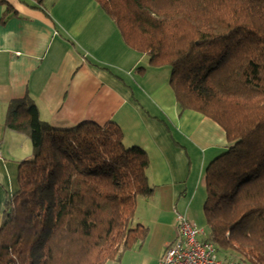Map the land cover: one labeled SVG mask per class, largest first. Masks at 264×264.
I'll list each match as a JSON object with an SVG mask.
<instances>
[{
	"label": "trees",
	"instance_id": "obj_1",
	"mask_svg": "<svg viewBox=\"0 0 264 264\" xmlns=\"http://www.w3.org/2000/svg\"><path fill=\"white\" fill-rule=\"evenodd\" d=\"M94 1L127 48L170 68L179 110L225 133L227 148L204 172L208 234L198 240L218 261L264 264V0ZM0 6L2 22L17 15L7 1ZM5 122L32 153L0 212V264H105L144 239L134 216L137 198L155 190L148 160L124 147L116 125L54 128L27 98L10 102Z\"/></svg>",
	"mask_w": 264,
	"mask_h": 264
},
{
	"label": "crops",
	"instance_id": "obj_2",
	"mask_svg": "<svg viewBox=\"0 0 264 264\" xmlns=\"http://www.w3.org/2000/svg\"><path fill=\"white\" fill-rule=\"evenodd\" d=\"M5 1L17 15L2 22L0 6V212L18 190L20 161L32 153L28 137L6 127L11 101L29 99L39 119L58 129L112 123L125 148L145 152L151 198L173 203L149 220L162 235L156 263L174 237L175 213L199 223L204 169L227 148L224 131L179 110L170 68L151 67L147 55L127 48L94 0H42L44 12L28 6L33 0Z\"/></svg>",
	"mask_w": 264,
	"mask_h": 264
},
{
	"label": "rangeland",
	"instance_id": "obj_3",
	"mask_svg": "<svg viewBox=\"0 0 264 264\" xmlns=\"http://www.w3.org/2000/svg\"><path fill=\"white\" fill-rule=\"evenodd\" d=\"M209 163L206 164V167ZM206 167L204 169V172L206 170ZM203 193L205 199L204 189H203ZM14 195L15 193H13L11 197H13ZM204 199L202 201V205L199 208V210L195 211L199 223L194 218L188 217V219L191 220L192 223H195L196 226L202 228L205 231V236H206L208 234V231L205 224V216L203 213ZM170 206L173 207V203L166 202L164 198H149V199H144L141 197L137 198L134 221H137L139 224L143 226V228L146 230V235L142 241L137 242L136 244L134 243L133 248L131 250L123 252L118 259L113 261H108L105 264H149V262L150 264H157L158 260L155 263L153 262V259L160 248L162 242L161 240L162 235L160 233V230L157 233H152L151 226H153V224H149V220L152 217L153 213L157 211H163V210L165 211V208H169ZM195 213L192 211V209L190 210V214H192L193 216H195ZM134 221L133 224H135ZM131 225L132 223L130 224V226ZM162 233H165V230L162 231Z\"/></svg>",
	"mask_w": 264,
	"mask_h": 264
},
{
	"label": "built area",
	"instance_id": "obj_4",
	"mask_svg": "<svg viewBox=\"0 0 264 264\" xmlns=\"http://www.w3.org/2000/svg\"><path fill=\"white\" fill-rule=\"evenodd\" d=\"M176 218L175 237L166 245L159 264H231L216 260L213 245L198 240L202 229L180 214Z\"/></svg>",
	"mask_w": 264,
	"mask_h": 264
},
{
	"label": "clouds",
	"instance_id": "obj_5",
	"mask_svg": "<svg viewBox=\"0 0 264 264\" xmlns=\"http://www.w3.org/2000/svg\"><path fill=\"white\" fill-rule=\"evenodd\" d=\"M176 214H179V213H175V215H176ZM180 215H182V214H180ZM182 216H184L188 222H190L191 224H193L190 220L187 219V217H186L185 215H182ZM193 225H194V224H193ZM176 226H177V224H175L174 237H175ZM194 226H196V225H194ZM196 227H197V226H196ZM198 228H199V227H198ZM199 229H202V228H199ZM174 237H173V238H174ZM171 241H172V240H171ZM171 241H170V242H171Z\"/></svg>",
	"mask_w": 264,
	"mask_h": 264
}]
</instances>
